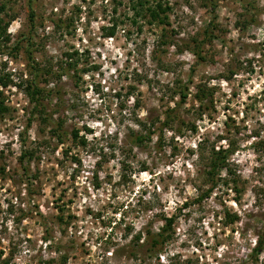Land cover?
I'll use <instances>...</instances> for the list:
<instances>
[{"label": "rangeland", "instance_id": "1", "mask_svg": "<svg viewBox=\"0 0 264 264\" xmlns=\"http://www.w3.org/2000/svg\"><path fill=\"white\" fill-rule=\"evenodd\" d=\"M166 1L168 23L140 20L138 32L123 18L132 13L129 0H30V7L0 0L11 16L9 40L0 42V264H250L253 233L264 228V0H216L214 38L201 46L197 64L186 47L202 38L208 7ZM117 17L124 22L103 35ZM28 34L45 70L77 52L74 71L36 78L38 108L76 129V141L56 139L37 114L27 123L31 105L20 81L28 78ZM177 79L190 82L189 94L171 113L160 148L154 135L130 153L113 148L135 129L133 114L164 119ZM197 88L204 89L201 102ZM211 144L235 148L225 176L235 182H218L196 201L208 186L197 156ZM59 207L70 216L65 221L57 220ZM225 212L236 218L228 222ZM171 213L174 235L159 256H131L130 234L155 230ZM255 264H264V252Z\"/></svg>", "mask_w": 264, "mask_h": 264}, {"label": "trees", "instance_id": "2", "mask_svg": "<svg viewBox=\"0 0 264 264\" xmlns=\"http://www.w3.org/2000/svg\"><path fill=\"white\" fill-rule=\"evenodd\" d=\"M28 5H29V1ZM206 7H208V11L210 13V18L208 22L206 23L205 27L202 31V38L199 41H194V44L192 46H187L186 49H188V52L191 54V56L194 59V63L197 64L202 61L203 56L201 55V46L208 40L214 38L211 27L213 24L214 19V11L216 8V0H204ZM129 9L132 11L130 16H123L125 20H128L131 25L135 26L136 31L141 30V24H138V21L144 20L146 23L151 25H165L168 23V11H170L171 7L169 6L168 2L166 0H129L128 3ZM30 7V5H29ZM29 14V21L32 22L33 13L31 12ZM2 15V16H1ZM5 16L7 17V20H4ZM11 19V16L7 14L5 11V6L3 3H0V42L6 43L9 40L8 35L5 33V27L7 26V21ZM124 21L121 18L116 19V22H114L111 26L104 28L103 35L105 36H111L114 33V29L116 26V23L122 24ZM163 35H161L162 37ZM30 34L26 35L25 39L23 40L25 42V45L23 47V54L24 59L26 63V69L28 73V78L25 80H21L20 84L23 86L24 93L28 97V102L31 105L29 116L27 119V123L29 124L31 121V116L34 114H37L40 116V121L44 124L47 123L49 126V130L52 133V135L63 142L67 137H69L70 140H77L80 139L77 135L76 129H70L69 131L66 129H63L61 126V123H57L54 119H52L50 116L46 118L44 114V110L42 108H38L39 104V97L42 98V90L36 83V78L39 74L43 73H55L58 76L61 74H68L69 70L71 69L74 71L77 57H74L77 52L74 50L72 52L65 53L66 61L63 63H58L55 70H49V69H43L40 68L39 64L35 62L34 58L31 55V44H30ZM165 43L164 39H159L158 44ZM21 45V42H16L14 44L15 48L17 49ZM50 69L52 66H48ZM189 81H182L180 79H177L175 82H172L170 84V88H168L169 92L171 93V96L169 99H172L173 106L168 107L163 111L164 119L162 121H159L157 116L155 118L151 117L149 118L146 114L143 117L138 116V114H133L134 119H132V124L135 127V129L129 128L126 131L125 134V140L123 142V146H114L116 150L120 152H132L133 148H140L143 145H146L147 143L151 142L152 137H156L155 142L153 143V147L155 149L160 148V143L163 141V131L167 128V125L171 119V113L176 110V108L179 106V104H182L185 102V99L187 98L189 94ZM0 85H6V80L4 78H1L0 76ZM199 88V87H198ZM196 89V92L194 93V99L197 101H202L205 97L204 89ZM132 87H128V90H126V95H130ZM176 96V99L173 100V97ZM139 96L134 97L132 102V109L134 113V109L139 107ZM48 119V120H47ZM155 121L159 124L156 126ZM191 129H194L192 127ZM157 131V134H156ZM202 140L198 142L200 145ZM79 142V141H78ZM83 142L82 140L80 141ZM119 143L115 142V145ZM198 145V146H199ZM112 148V149H113ZM235 151V148L228 144L226 147H222L220 145L215 146V144H211L207 148L204 149L200 147V152L198 154V158L200 163V175L203 177V180L208 184L206 186L205 190L198 193L196 196V201H199L201 198L208 196V194L211 192V189L220 182L222 185L226 186L228 182H235V178L232 176L229 178H226L228 175H231L230 169L228 166V159L229 156ZM23 152L20 154L19 158L22 160ZM125 155H123L122 158H120V167L123 168L126 164L124 160ZM74 159V158H72ZM143 165V164H142ZM144 167V166H142ZM143 169V168H142ZM145 169V168H144ZM27 167L22 166V171H26ZM224 171L225 173L221 175V172ZM226 176V177H225ZM186 203H182L180 207ZM176 209V208H175ZM59 214L57 215L58 221H65L64 219L69 218V214L66 216H62V208L59 207ZM64 217V218H63ZM225 217L227 218L228 222H232L236 216L235 214H229L225 212ZM175 216L173 213L164 216L162 215L160 217V224L157 226L155 230L151 228V225L143 226L142 229L136 230L133 234H130V237L127 239L126 247H128V251L131 253V256H136L137 253H145L149 257H155L157 258L159 256V253L162 251L164 246L173 238L174 230L172 228L173 222H174ZM128 234V233H127ZM127 237H123L124 239ZM264 252V228L257 230L253 233V241L251 246L248 248V252L246 254L248 261L250 264H255L257 257ZM6 264V262H4Z\"/></svg>", "mask_w": 264, "mask_h": 264}]
</instances>
